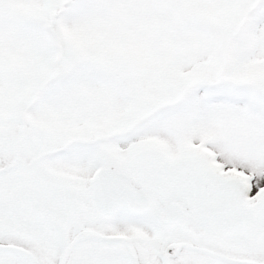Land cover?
Returning <instances> with one entry per match:
<instances>
[{
  "label": "snow or ice",
  "instance_id": "obj_1",
  "mask_svg": "<svg viewBox=\"0 0 264 264\" xmlns=\"http://www.w3.org/2000/svg\"><path fill=\"white\" fill-rule=\"evenodd\" d=\"M0 264H264V0H0Z\"/></svg>",
  "mask_w": 264,
  "mask_h": 264
}]
</instances>
